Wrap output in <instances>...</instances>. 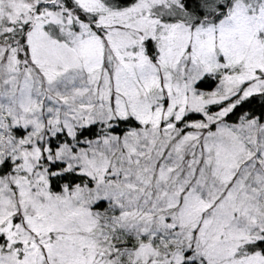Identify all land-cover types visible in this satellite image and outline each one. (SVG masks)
I'll return each mask as SVG.
<instances>
[{
    "label": "snow or ice",
    "instance_id": "6c2138e0",
    "mask_svg": "<svg viewBox=\"0 0 264 264\" xmlns=\"http://www.w3.org/2000/svg\"><path fill=\"white\" fill-rule=\"evenodd\" d=\"M0 264H264V0H0Z\"/></svg>",
    "mask_w": 264,
    "mask_h": 264
}]
</instances>
